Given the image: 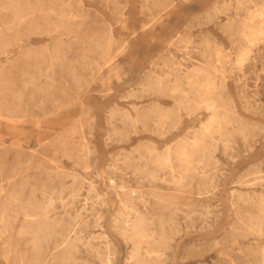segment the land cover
<instances>
[{
	"label": "rangeland",
	"instance_id": "obj_1",
	"mask_svg": "<svg viewBox=\"0 0 264 264\" xmlns=\"http://www.w3.org/2000/svg\"><path fill=\"white\" fill-rule=\"evenodd\" d=\"M242 1L0 0V96L18 108L0 115L1 200L17 191L11 208L30 198L52 200L53 216L74 228V264H100L103 234L112 242V264H128L131 245L112 223L121 195L152 217L176 216L168 264H257L264 249V223L252 221L264 218L258 206L264 197V34L251 44L249 58L239 63L236 57L241 21L264 0ZM25 6L41 9L26 11L21 22L17 14ZM217 46L229 55L221 64ZM193 65L218 80L228 75L222 97L236 120L225 125L229 147L217 139L212 192L199 191V177L191 187L176 186L170 168L153 180L122 166L126 156L134 165L145 162L139 151L147 145L163 151L200 131L211 112L176 110L182 94H170L177 84L190 88ZM151 79L161 80L166 93L145 90ZM154 107L172 111L177 124L165 119L158 126L154 114L132 121ZM21 223L19 215L0 240V264H35L31 236L18 234ZM51 247L43 264H50Z\"/></svg>",
	"mask_w": 264,
	"mask_h": 264
},
{
	"label": "bare ground",
	"instance_id": "obj_2",
	"mask_svg": "<svg viewBox=\"0 0 264 264\" xmlns=\"http://www.w3.org/2000/svg\"><path fill=\"white\" fill-rule=\"evenodd\" d=\"M237 1L238 3L243 2L242 0ZM219 7V5L216 6V9L220 10ZM40 9L41 8L37 6L34 9L33 7L25 6L24 12L19 10L17 16L20 19L28 14H26V11L29 10V13H31L32 11H38ZM247 14V17L244 18V20L242 19V25L239 30L242 38V44L236 57L239 63L249 58L248 55L251 51V44L257 42V39L261 41V36L264 34V1ZM20 21L17 22L21 23L22 21ZM212 48L214 49V46ZM215 55L216 61H218L217 63L219 64L229 57V55L224 53L221 46L216 47ZM176 65H178L176 69L179 70L182 63L179 62L176 63ZM191 71L192 73L187 76L189 78L190 88L183 89L177 84L170 89V94L173 96L182 94L181 97L177 98L176 110L185 109L187 114H191L198 109L204 108L211 112L208 119L203 122L200 131L192 137L178 141L175 145L167 146L163 151H157L155 146L147 145L144 148L147 150L146 152L148 154L139 151V158L145 160V162L134 165L131 156H126L123 159L122 166L123 168L131 169L140 177L144 176L145 178L153 180L161 179L163 177L161 175V170L170 168L171 172L174 173L173 182L176 186L191 187L192 183L199 177V191L212 192L217 186L216 171L218 160L214 155V151L217 149V139L221 138L224 140V146L228 148L232 138V132L229 130L225 131V125L232 124L236 120L228 112L231 108L230 102L226 103L222 97V92L227 85L228 75L223 74L221 80H218L217 75L203 66H195ZM201 74L206 76L204 82H200L197 79V76ZM28 84L32 86L35 84L34 75L28 78ZM162 85L161 80L151 79L150 82H147L145 90L162 95L166 93ZM190 93L194 94L193 98L189 96ZM10 105H12V102L7 100L4 95H1L0 115L10 114L11 111H16L18 109ZM161 110L162 109L156 107L152 112L149 111L145 114H138L136 117L131 115L130 117H132V121L145 122L149 116L154 114L153 117H157L156 123L158 126L163 127L165 125V119L166 121L170 119L172 126L177 124V116H174L172 111L164 112ZM127 117L129 118V115ZM239 129L244 137L248 139L246 126L242 125ZM137 149L139 150V147H137ZM176 160L179 161L178 167L174 165ZM151 164H153L152 168L148 169L147 165ZM76 175L77 174H75V176ZM12 177L13 175H9L8 179ZM2 181L3 178H0V240L4 239V237L7 236V232L14 228L17 217L21 215L22 223L18 229V234L31 236L35 245V264L44 263L45 259L43 255L48 250L50 244H52L51 248L55 250L49 260L50 264L76 263V252L78 251L79 244L77 240L73 238L74 228L70 222L65 224L61 217L53 216L55 203L50 199H47L46 202H42L30 198L11 208L10 203L13 204L11 198L13 197L12 199L17 200L20 197V193L16 190L17 192L9 193L10 200H1V193L6 189L5 183ZM160 197L164 198L161 194L158 195V198ZM175 204L176 202L174 199L170 197L169 208L174 206L172 208L176 210ZM258 206L261 210H264V197L259 199ZM131 213H135L136 215L131 217ZM254 219L256 220L252 221L264 223V218L262 217ZM153 220L158 223L159 226H157V228H153ZM175 221L176 216H167L165 213H160L152 217L132 204L127 195H121L120 206L117 209L112 223L117 233L131 245V250L127 257L128 264H168V249L170 248L171 239L173 238V230L176 229L175 226L172 225V222L174 224ZM239 221H241L242 224L245 222L240 216ZM235 227L237 229L240 226ZM101 238H103V240L100 241L102 246L96 250V256L100 264H112L114 260V249L111 247L112 242L107 239L108 236L104 234L101 235ZM8 249L9 246L7 247V250ZM19 255H21L22 261L24 256L21 253ZM257 264H264V249H262L257 257Z\"/></svg>",
	"mask_w": 264,
	"mask_h": 264
}]
</instances>
